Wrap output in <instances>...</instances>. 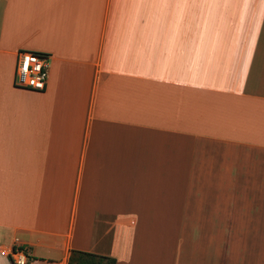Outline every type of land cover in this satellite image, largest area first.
<instances>
[{
  "label": "crops",
  "instance_id": "1",
  "mask_svg": "<svg viewBox=\"0 0 264 264\" xmlns=\"http://www.w3.org/2000/svg\"><path fill=\"white\" fill-rule=\"evenodd\" d=\"M21 51L50 58L45 91L16 87ZM15 243L30 264H264V0H0Z\"/></svg>",
  "mask_w": 264,
  "mask_h": 264
},
{
  "label": "built area",
  "instance_id": "2",
  "mask_svg": "<svg viewBox=\"0 0 264 264\" xmlns=\"http://www.w3.org/2000/svg\"><path fill=\"white\" fill-rule=\"evenodd\" d=\"M50 58L34 51H21L15 72V85L23 89L45 91L49 82ZM0 254L11 264H30L31 253L27 247L15 243L11 247L0 245Z\"/></svg>",
  "mask_w": 264,
  "mask_h": 264
},
{
  "label": "trees",
  "instance_id": "3",
  "mask_svg": "<svg viewBox=\"0 0 264 264\" xmlns=\"http://www.w3.org/2000/svg\"><path fill=\"white\" fill-rule=\"evenodd\" d=\"M69 264H117V261L115 258L82 251H72Z\"/></svg>",
  "mask_w": 264,
  "mask_h": 264
}]
</instances>
